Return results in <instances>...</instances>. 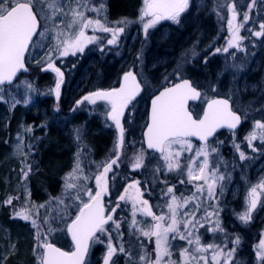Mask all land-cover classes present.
Returning a JSON list of instances; mask_svg holds the SVG:
<instances>
[{
  "label": "rangeland",
  "instance_id": "rangeland-1",
  "mask_svg": "<svg viewBox=\"0 0 264 264\" xmlns=\"http://www.w3.org/2000/svg\"><path fill=\"white\" fill-rule=\"evenodd\" d=\"M114 2L116 5L117 0H83V3L89 6L103 5L99 15L96 12L85 10L87 17L98 18L102 23L111 27L124 26L125 31L111 48H105L101 42H97L98 45L93 44L92 47H86L82 54L77 53L74 59L70 58L71 55L55 59V64L62 63L63 68L69 69L66 73L67 85L60 89V96L56 101L54 92L49 91L55 87L56 74L41 71L40 68L47 60V51L56 44L54 37H57L61 31L70 33L75 30V25L73 29H68L67 25L72 19L71 9L77 8L78 5L75 0H67V2L36 0L34 7L43 19L41 32H45V29L48 30L45 32L46 38L38 37L35 46L30 51L27 66L31 74L21 77L12 87L0 90V97H3L0 100V117H4L5 111L18 110L15 113L16 121L13 125L14 135L6 148L7 153L2 159L3 165L11 166L10 171L7 172L9 180L6 185L14 192L23 193L27 204L33 205L32 198L35 187L32 178L35 175L32 174L29 180L25 181L22 178L18 179V172L21 173V168H26L21 165L30 163L36 155L34 140H39L45 133L43 130L37 129V126L43 125L49 129L46 134L47 140L37 148L38 161L33 164L37 168L32 170L33 173L39 171L38 165L43 158L50 159L57 156L62 157L65 161L60 165H52L50 168L51 175H57L54 182L51 183V187L54 189L58 186L57 192L60 197L51 199L49 196L51 199L49 200L54 209H60V218L45 224V226L47 225L46 229L44 226L38 225L41 214L39 216L35 214L34 217H31L32 214L29 215L32 218V221L29 222V230L31 229L34 234L33 236L32 234L28 235L31 239L30 252L27 257L28 264H39L42 249L37 246L38 231L41 237L48 236V242L60 244L66 249L71 248L66 235V226L71 219L70 213L74 211L75 215L78 206H82V202L88 201L89 198L85 194L87 189H91L95 193L97 190L95 176L103 171L102 166L114 155L118 129L107 117L110 106L107 103H96L94 106L87 103L88 105L81 104L76 107V102L80 99L78 96L84 90H94L101 85L105 86L103 90L119 87L123 74L130 70L134 73V68L137 69L136 75L147 92L154 91L177 79L188 77L195 69L193 60L200 53H204L202 61H207L206 65L211 66L213 73L208 75L206 72L204 74L209 77L204 81L198 80L203 86L204 97L199 105L200 108L192 107L193 113L197 116L200 114L204 100L207 98L224 94L232 102L234 109L242 115L244 125L234 135L223 133L209 143L210 146L219 150L218 153L210 156V160L213 162L223 161L220 163V173L225 176L221 182L223 185L222 195L220 194V185H218L216 200L211 202L205 200L199 211H196V202L191 201L180 212L181 215L184 212H195L199 218L209 203L215 205L218 202L220 208L218 220L223 231L208 232L209 225L205 224V227L199 228L196 233L200 236L201 243L227 245L224 249L225 252L235 248L232 257L235 256L234 261L237 260V262H233V264H262L257 258V252L261 241L264 240V193L260 195V200L251 212V218L247 223L242 222L238 217L245 212L248 206V192L251 187L264 180V143H261L259 139L253 141V147L257 151H252L245 139V136L251 131L259 132L258 129H254L255 121L264 122V37L257 38L252 34L253 31L260 30V23H264V0H255V3H252L251 0H189V7L181 15L179 23L170 20L160 21L154 28L148 30L147 37H145L143 24L139 19L143 0H137L133 10L126 12L128 14L126 18L123 13H111L110 4L114 5ZM233 6L236 12L235 20H233L231 10ZM245 14L249 16L247 22H244ZM122 20H126L127 23L118 25V22ZM60 21L63 22L60 23ZM229 21L232 22L233 28L239 27V35L244 37L240 41L241 50L229 48L228 52H217L216 49L227 47L228 41L231 39ZM109 34L107 38H111V33ZM59 38L63 39L64 35L61 34ZM126 38H128L127 44ZM102 39L107 41L105 38ZM101 47L103 51L100 50ZM208 51L211 52L205 53ZM212 55L216 58L211 64L209 61L213 58ZM138 56L139 59H137ZM84 59L88 65H84L77 73ZM37 60H40L41 63L38 64ZM159 66L160 68H158ZM40 74H47V79L51 84L49 89H41L42 81L35 79ZM44 79L47 80L45 75ZM26 82L31 84L30 94L26 89ZM213 89L215 90L213 91ZM62 98L64 99L63 104L61 103ZM145 99L143 96L138 99V102L132 103L125 109L129 120L127 124L129 135L126 139L127 131L125 130V144L119 167L113 165L112 170L107 173L108 192L103 199L108 202L117 200L127 184L139 180L142 199L148 200L153 212L159 215L161 212L167 213L165 204L168 198L162 199V192L167 186H174L177 196H191L195 192L194 185L203 184L202 180L189 182L187 177L188 157L194 155L201 145L189 141L192 145V152L182 153L180 157L181 169L167 172L164 167L165 162L158 159L159 156L146 154L141 145V131L146 113ZM17 100L20 102L15 103L14 101ZM25 100L28 102L25 103ZM0 123L4 127L3 118H0ZM77 129H79V140L76 138ZM53 133L58 134L67 142V146L62 151H55V147L62 139H54L51 137ZM96 139L100 141L99 146L93 143V140ZM234 141L240 145V150L244 151L246 159H240L239 152L233 146ZM18 144L21 145L20 150H17ZM173 147L179 149V145ZM141 150L144 152V164L140 169L132 171L131 164L135 162V156ZM78 158L83 174L88 178L76 181L82 200L75 198V188L65 191L66 178H69V174L76 168ZM200 159L202 160L203 157ZM194 167H199V161ZM129 176L133 179H129ZM182 179L185 181L183 184L180 183ZM162 180H166L167 184L161 183ZM136 195V190L132 189L130 193L126 194V201H122L123 204L115 212L114 220L120 223L119 230L115 229L113 223L107 228L115 230L117 248L121 244L125 248L127 238L124 237V233H127V220L132 229L141 227L142 232L149 231L153 224L151 217L138 211L135 219L139 223L132 226L131 197ZM197 195L199 196L198 193ZM61 199L63 204L58 202ZM140 207L141 205L137 204V208ZM111 208L112 206L106 209L109 211ZM33 220L36 221L35 226ZM50 225L54 229L51 232H49ZM179 227L183 231V224ZM0 234V264H23L19 250H17V239L10 240L3 230ZM237 237L239 238L238 244L234 243ZM102 239L104 243L93 242L90 256L92 257L95 252L97 256L92 259L90 257L87 264H95L94 259H97L99 264H103L108 235H104ZM169 241L171 261L173 264H182L181 251L184 248H189V251H192V248L187 244V241H182L178 237L175 240L171 239V234ZM135 249L136 251L132 250L130 253L131 258L123 257L119 260L118 252L113 260L116 261V264H140L139 257L141 255L147 257L149 254L147 261L151 260L154 255V253H147L144 248L141 251H139L140 248ZM236 251L238 252L237 256ZM197 255L200 254L197 253ZM204 255L209 258V264H212L211 250ZM168 259L169 257H165V260ZM222 261H224V257L220 258V264ZM200 264H203V261H200Z\"/></svg>",
  "mask_w": 264,
  "mask_h": 264
},
{
  "label": "snow or ice",
  "instance_id": "snow-or-ice-1",
  "mask_svg": "<svg viewBox=\"0 0 264 264\" xmlns=\"http://www.w3.org/2000/svg\"><path fill=\"white\" fill-rule=\"evenodd\" d=\"M36 0H0V90L5 84H13L14 78L21 70L27 71L25 67V53L29 50V45L33 43V37H45V32H39L40 26L37 13L34 9ZM67 2V0H62ZM255 3V0H251ZM77 8L71 9V22L67 25L68 29L76 28L70 33L57 34L56 44L49 48L46 53L47 60L41 65V71H52L56 74L54 92L57 100L60 96V88L63 82L64 73L60 67L56 66L55 59L67 57L69 55L76 56L77 53H83L84 49L92 43L97 42L100 37L96 35H88L86 30L91 28L92 32L97 31L111 33V38L107 39V44L115 45L119 36L124 33V26L111 27L106 23H102L100 19H93L85 15V10L96 12L98 15L103 8V5L89 6L83 3V0H75ZM51 6V5H50ZM189 7V0H143V6L140 9L139 19L143 24L145 37L148 30L154 28L160 21L170 20L174 23L180 22L181 15ZM233 12V20L236 19L234 6L231 8ZM249 20L247 14L244 15V22ZM63 21H60L62 23ZM126 20L118 22V25L126 24ZM59 27V24H57ZM231 29V39L228 41L227 47L216 49L217 52H228L229 48L241 50L240 41L244 37L239 35V27L233 28L232 22L229 21ZM259 31H253L252 34L257 38L264 37V23H260ZM63 34L64 38L59 36ZM103 51V48L100 49ZM139 59V56L137 57ZM207 61L205 60V63ZM40 64L41 61L37 60ZM123 82L119 87H114L110 90H97L85 95L81 100H78L77 106L87 101L90 104H95L98 100L105 101L110 110L107 112V117L115 124L118 129V137L115 141L114 155L102 167L103 171L95 176L96 188L95 193L91 189H87L85 194L88 196L87 202H82V206H78V214L70 223L67 224V232L71 234V238L75 243V251L72 253L61 251L53 243L48 242V236L41 237L37 232L38 247L42 249L39 256V264H85V257L89 251L90 242L104 243L102 237L108 235L106 243V253L103 256V264H116L113 257L120 254L130 255L126 252L123 245L114 246L112 243L111 231L105 227L109 221L115 225V229L119 230L120 223L113 219V214L117 208H120V201H126V193L128 188L135 189L137 195L131 197L132 200V226L134 227L138 221L135 216L139 211L142 214L151 217L154 222L149 231H143L142 235L146 238L155 237V260H148L147 264H173L171 261V244L169 237L175 240L177 237L182 241H187V244L192 248H184L181 251L182 264H209V258L204 253L211 250L212 264H220V258L224 257V264H231V258L235 252V248L228 250L224 249L227 245H219L214 243L202 244L198 233L199 228H204L208 224V232L223 231L218 217L219 204H208L204 208L203 215L197 218L195 212H184L181 215L180 210L186 207L189 202H196V211H199L204 205V201L209 202L216 200V188L220 185V194L223 193V185L221 182L225 176L220 173V163L210 160V156L218 153V149L209 145V138L221 128H227L235 134V129L241 123V116L233 111L229 99H212L207 103V108L203 113L202 118L194 119L188 111L186 105L189 100H196L200 97V91L193 87L188 79H183L181 83H177L172 87H167L152 101L151 123L147 125L145 133L147 148L154 150L160 154L158 159H162L167 172L181 169L180 157L182 153L192 152V145L188 141L189 137H196L202 142L201 147L194 153L189 155L187 165L188 181H203V184H195V192L191 196H177L174 191V186H167L162 192V199L167 197L165 207L167 213L161 212L159 215L153 212L148 200L142 199L140 192V181H132L127 188L124 189L125 194L119 195L115 207L109 210V214L105 215V206L102 203V197L108 192L107 173L112 170L113 165L119 167V161L122 154V149L125 144V129L121 124V117L129 103L135 99L141 90V84L138 82L136 75L130 70L123 74ZM26 89L29 94L32 91L30 82H26ZM215 89H213L214 91ZM3 97H0L2 100ZM19 103L20 101H14ZM25 103L28 100L24 101ZM75 110V109H74ZM254 129L245 136L249 148L252 151H257L253 147V141L259 139L264 143V122L255 121ZM76 138L79 140V129L76 130ZM174 145H179V149H174ZM233 146L239 152L240 159H246L244 151L240 150V145L235 143ZM21 149V145H17V150ZM203 157L201 160L200 158ZM199 161V167L194 165ZM144 164V152L141 150L135 156V162L131 164L132 171L140 169ZM159 171V168L157 169ZM22 179H27L31 172V166L21 169ZM88 179L83 174V169L80 167L79 158L77 166L69 174V178L65 181V191L76 189V199L82 200L79 193V187L76 183L78 180ZM167 184L166 180L160 181ZM180 183L185 181L182 179ZM206 188V195H205ZM259 189V191H258ZM199 194V196L197 195ZM264 193V180L260 181L255 186H252L248 192V206L244 213L239 215V219L247 223L251 218V212L256 208L260 200V195ZM203 198V199H202ZM11 199L6 203L11 204ZM63 204V200H59ZM137 204L141 205L137 208ZM39 207L43 208L44 205ZM21 219L28 220L30 217L25 212L19 211L15 213ZM191 218H188V217ZM167 217V223H166ZM215 218V219H214ZM44 223H48L45 216ZM35 226L36 221L33 220ZM183 224V231L180 230V225ZM54 229L49 226V232ZM139 230V229H138ZM99 233V235H97ZM122 235V234H121ZM234 243H239L237 237ZM199 253L200 255H197ZM165 257H169L165 260ZM257 258L264 264V240L259 245ZM141 261H145L146 257L141 255Z\"/></svg>",
  "mask_w": 264,
  "mask_h": 264
},
{
  "label": "trees",
  "instance_id": "trees-1",
  "mask_svg": "<svg viewBox=\"0 0 264 264\" xmlns=\"http://www.w3.org/2000/svg\"><path fill=\"white\" fill-rule=\"evenodd\" d=\"M137 3V0H117L116 5L114 2L113 4H110L111 13L113 12H120L125 15L126 12H130L133 10L134 5ZM128 16V14H127ZM208 50V49H207ZM211 51L205 52L209 53ZM213 58L209 61V63H213L216 57L212 55ZM202 58H204V53H200L195 58L194 61V68L192 73L188 76L195 85L200 87L203 90L202 84L198 81L199 79H202L203 81L205 78L209 77L212 72L211 66L206 65L204 61H202ZM210 72H208L206 70ZM208 73V75H205L204 73ZM43 75H37L35 79L40 80L44 77ZM47 79V77H46ZM40 84L41 89H49V86L51 85L49 80H45ZM35 89H38V87H35ZM31 93V92H30ZM221 96H225L224 94H221ZM227 97V96H225ZM49 100H51L49 98ZM18 110H14L13 112H4L3 122L4 127L1 126L0 123V232H4V234L7 233V236H9L10 240H16L18 241V249L19 250V256H21V263L28 264V254H29V245H30V237L28 235L32 234L33 231L29 230V222L32 221V218H29L28 220L21 219L20 217L16 216L15 213L19 211H24L26 215H31V217H34L35 214L39 216L41 214V219L39 220L38 225H42L47 229V225L45 226L44 219L45 216H47L48 223L55 220L56 218H60L59 216V210L60 209H54L53 204L50 202L51 199L59 196L60 194L57 192L58 186H54L53 189L51 187V183L54 182L53 180L57 177V175L53 176L50 173V168L52 165H60L62 163H65L64 159L62 157H51L50 159H42L40 162V165H38L39 171L36 173H33V169L37 168V166L33 165L37 163L38 161V154H37V148L44 143L47 139V132L49 127L46 126H37V129L43 130L45 133L42 134V137L39 140H34V150L36 148V155L34 158L31 159L30 163L28 162L26 165L23 164L21 166H31V172L29 173L27 179L25 181H28L31 175H35L33 179V185L35 187L34 194H33V205L27 204L26 200L24 199L23 193L21 192H14L9 186L6 185V182L9 180L7 172L10 171L11 166L9 164H4L2 162V159L4 155L7 153L6 148L9 146L11 142V138L14 135L13 125L16 121V112ZM2 114V113H1ZM28 114L26 113V116ZM29 121V119H27ZM2 128V130H1ZM51 137L54 139H62L57 146L55 147V151H62L65 146H67V142L64 141L63 138H61L58 134H51ZM99 140H93V143L96 146H99L100 143ZM25 168V167H24ZM22 169V168H21ZM18 179L22 178V172L19 173ZM56 185V184H55ZM51 197V199L49 198ZM63 196V194H62ZM11 199V204L6 203L7 200ZM50 199V200H49ZM40 205H44L45 207L41 208ZM49 205V208L47 206ZM57 205V204H56ZM59 205V204H58ZM74 217V211L70 213V218L72 219ZM70 219V220H71ZM44 223V224H43ZM29 230V231H28ZM6 231V233H5ZM1 235V234H0ZM60 245V244H57ZM63 247L62 245H60Z\"/></svg>",
  "mask_w": 264,
  "mask_h": 264
},
{
  "label": "flooded vegetation",
  "instance_id": "flooded-vegetation-1",
  "mask_svg": "<svg viewBox=\"0 0 264 264\" xmlns=\"http://www.w3.org/2000/svg\"><path fill=\"white\" fill-rule=\"evenodd\" d=\"M74 4V3H73ZM34 9H35V11H36V13H37V16H38V20H39V24H40V26H39V28H38V33L39 32H41V29H42V24H43V19L41 18V16H40V13H38V11H37V9L34 7ZM89 15H91V14H89ZM124 17L126 18L127 17V14L125 13V15H124ZM86 32L87 33H89L90 35H96V36H98V37H100L101 39H99L97 42H101L102 43V45H104V47L106 48V47H108V48H111V46L112 45H109V44H107V41H103V39L102 38H105L106 40L109 38H107V36L108 35H110L109 33H104V32H99V31H97V32H95V33H93L92 32V30L91 29H88V30H86ZM159 32V31H158ZM38 37L39 36H35L34 38H33V43H31L30 44V46H29V52H28V54H27V57H26V64H27V61H28V56H29V54H30V51L32 50V48L35 46V44H36V42H37V39H38ZM127 39L128 38H126V44H127ZM97 42H95V43H92V44H89L88 46H87V48H89V46H93V44H95V45H98V43ZM76 56H70V58L71 59H74ZM76 60H78L77 58H76ZM79 61V60H78ZM84 65H88V63L86 62V60L84 59V62H81V65L79 66V70H77V73H78V71H80L81 69H82V67H84ZM56 66H58V67H60V69H61V71L64 73V77H63V82H62V84H61V88H63V87H65L66 85H67V70H69V69H65V68H63L62 66H63V64L62 63H58L57 62V64H56ZM158 68H160V66L158 67ZM135 70H134V74L136 75L137 74V69L136 68H134ZM155 70V69H154ZM157 70V69H156ZM46 72H52V71H46ZM52 73H54V72H52ZM136 77H137V80H138V82H140V84H141V92H140V94H139V96H137V97H135V99H133L130 103H129V105H131L132 103H136V102H138V99L139 98H141V97H145L146 99H145V103H146V108H147V105H148V102H149V100H150V98L159 90V89H161V87L160 88H158V89H155L154 91H151V92H147V89L145 88V86L143 85V83L141 82V80L139 79V77L136 75ZM121 81V80H120ZM121 83H122V81H121ZM120 83V84H121ZM170 84V83H169ZM118 86V85H117ZM60 88V89H61ZM103 89H105V86H103V85H101V86H99L98 88H95L94 90L93 89H89V90H84V92L81 94V95H79L78 97L80 98L79 100H81L85 95H87V94H89V93H91V92H94V91H97V90H103ZM56 97V96H55ZM62 104H63V102H64V99L62 98ZM56 101H57V98H56ZM88 102L87 101H85L84 103H82V104H87ZM96 103H100V104H103V103H106L105 101H102V100H98ZM95 103V104H96ZM88 104H90V103H88ZM87 104V105H88ZM81 105V104H80ZM90 105H93L94 106V104H90ZM128 105V106H129ZM76 107H79V106H77L76 105ZM92 107V106H91ZM88 108H90V107H88ZM130 109V108H129ZM128 118H127V111L125 110L124 111V114H123V116L121 117V124H122V126L124 127V129L127 131V124H128ZM243 121H244V119H243ZM111 123H113V122H111ZM126 139H127V133H126ZM129 179H133V177H131V176H129L128 177ZM129 184H127V186H128ZM127 186L125 187V188H127ZM124 188V189H125ZM131 190H132V188H128V192L126 193V194H128V193H130L131 192ZM122 194H125L124 193V190H123V193ZM125 194V195H126ZM105 196V195H104ZM103 196V197H104ZM103 197H102V203L104 204V206H105V209L106 208H109V207H111L112 206V208L113 207H115V203L116 202H108V201H104V199H103ZM105 198V197H104ZM108 200V199H107ZM113 204V205H112ZM123 204V202L122 201H120V205H122ZM121 207V206H120ZM114 219V218H113ZM154 223V222H153ZM111 224H112V221H110L109 222V224L107 225V226H111ZM109 228V227H108ZM139 229V230H138ZM110 231H111V236H112V243H113V245L114 246H116V238H115V234H114V232H115V230H112L111 228L109 229ZM97 235H99V233L97 234ZM124 237H126L127 238V240H126V244H125V250H126V252L127 253H132V250H135L136 251V249L135 248H140V250L139 251H141L143 248L147 251V253L149 252L150 254H153L154 253V255H153V257H152V259L151 260H155V237H151L150 239L149 238H146V237H144L143 235H142V230H141V227H137V228H134V229H132L131 228V224H129V222H128V220H127V233H124ZM230 246H232V245H230ZM239 249H240V247H239ZM238 249V250H239ZM237 252V251H236ZM118 254V253H117ZM236 254V256H237V254H238V252L237 253H235ZM94 256H97L96 255V252H95V254L94 255H92V257L94 258ZM148 256H149V254L147 255V257H146V260L145 261H141L140 260V264H147V259H148ZM89 258L91 257V256H88ZM88 257H87V259H88ZM92 257L90 258V259H92ZM123 257H128V258H131V256L130 255H125V254H120L119 253V255H117V258H119V260L121 259V258H123ZM114 258V257H113ZM234 258H235V256H233L232 257V259H231V264H233V262H237V260H235L234 261ZM128 260V259H127ZM94 262H95V264H99V261L97 260V259H94ZM118 263V262H117ZM222 264H224V261H222Z\"/></svg>",
  "mask_w": 264,
  "mask_h": 264
},
{
  "label": "water",
  "instance_id": "water-1",
  "mask_svg": "<svg viewBox=\"0 0 264 264\" xmlns=\"http://www.w3.org/2000/svg\"><path fill=\"white\" fill-rule=\"evenodd\" d=\"M26 54H27V51H26V53H25V57H26ZM26 67V66H25ZM25 72H27V71H24V70H21L20 72H18L17 73V76L14 78V80H13V83L16 81V79L18 78V76L20 75V74H22V73H25ZM183 80V79H182ZM182 80H179L178 82H176V83H174V84H172V85H170V86H168V87H172V86H174L175 84H177V83H181L182 82ZM189 80V79H188ZM190 82H191V80H189ZM192 83V82H191ZM193 85V84H192ZM3 86H9V84H5V85H3ZM193 87H195L194 85H193ZM165 88H167V87H165ZM165 88H163V89H161L158 93H156L152 98H151V100H150V102H149V106H148V111H147V122H146V126H145V128H144V130H143V133H142V138H143V143H144V147H145V149L147 150V151H150V152H154V150H151V149H148L147 148V141H146V136H145V133L147 132V125H149L150 123H151V112H152V101H153V99H155L156 98V96H158L162 91H164V89ZM195 88H197V87H195ZM198 89V88H197ZM199 91H200V89H198ZM141 91V90H140ZM200 93H201V91H200ZM139 94H140V92H139ZM138 94V95H139ZM137 95V96H138ZM201 95H202V93H201ZM201 95H200V97L199 98H197L196 100H189L188 102H187V105H186V107H187V109H188V111L190 112V114L193 116V118L194 119H198V118H202L203 117V113H204V111L206 110V108H207V103L210 101V100H212V99H226V98H224V97H214V98H212V99H210L209 101H207L206 103H205V105H204V107H203V110H202V113L200 114V116L198 117V118H196L195 116H194V114L191 112V110H190V106H191V104H197V103H199V101H200V99H201ZM230 104H231V102H230ZM231 107H232V104H231ZM234 111V110H233ZM238 114V113H237ZM240 126H241V123L237 126V128L235 129V131L236 130H238L239 128H240ZM222 131H227V132H232V131H230L229 129H227V128H221V129H218L215 133H214V135L212 136V137H210L209 138V142L211 141V140H213L220 132H222ZM187 139H189V140H193V141H195V142H197V143H199V144H202V142L201 141H199L196 137H189V138H187ZM154 153H157V152H154ZM157 154H159V153H157ZM77 214H78V212H77ZM66 233H67V235H68V238H69V240H70V242H71V244H72V250L70 251V252H68V253H72V252H74L76 249H75V243L73 242V240H72V238H71V234H69L68 232H67V227H66ZM57 247V246H56ZM59 248V247H58ZM60 250L61 251H64V252H67V251H65V250H63V249H61L60 248ZM87 256V255H86ZM86 258V257H85Z\"/></svg>",
  "mask_w": 264,
  "mask_h": 264
}]
</instances>
